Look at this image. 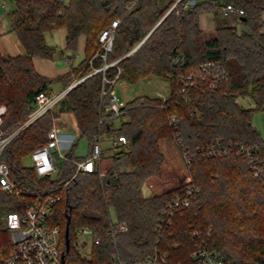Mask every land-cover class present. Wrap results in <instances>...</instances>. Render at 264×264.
<instances>
[{
    "label": "trees",
    "instance_id": "trees-1",
    "mask_svg": "<svg viewBox=\"0 0 264 264\" xmlns=\"http://www.w3.org/2000/svg\"><path fill=\"white\" fill-rule=\"evenodd\" d=\"M175 1L14 0L10 30L25 52H0L5 134L28 117L38 92L50 91L53 83L67 86L105 60L117 62L77 82L52 111L4 148L1 158L17 192L0 188V264L10 242L4 216L49 194L60 195L49 222L60 227V251L70 264H112L115 251L126 264H135L155 248L168 253L166 264H197L192 253L200 243L215 249L225 264H264V138L252 123L254 112L264 110V0H179L165 15ZM187 1L192 3L185 6ZM226 3L241 9L237 19L243 28L223 24L206 37L200 15H217ZM114 19L119 24L104 60L99 35ZM56 28L64 30L61 51L72 56L65 72L48 77L35 69L33 59L54 58L56 49L45 34ZM80 37L83 58L73 64ZM149 77L169 80L165 99L144 94L125 102L118 116L105 110L112 80L137 83ZM182 77L191 81L185 92ZM245 96L253 106L239 103ZM64 113L74 118L76 138L87 140V153L76 154V140L57 162L55 175L38 177L23 159L46 141L53 117ZM102 132L124 135L127 143L102 152L100 175L76 172V161L90 156L95 135ZM211 146L225 153H205ZM250 158L259 175H254ZM145 182L151 187L147 195ZM189 186L199 189L200 204L163 215L171 198ZM110 208L115 221L126 226L115 239L108 233ZM80 226L93 228L88 257L74 244Z\"/></svg>",
    "mask_w": 264,
    "mask_h": 264
},
{
    "label": "built area",
    "instance_id": "built-area-1",
    "mask_svg": "<svg viewBox=\"0 0 264 264\" xmlns=\"http://www.w3.org/2000/svg\"><path fill=\"white\" fill-rule=\"evenodd\" d=\"M178 1L179 0H176L170 9L174 8ZM191 3L192 1H187L184 5L187 6ZM1 5L2 7H5V3H1ZM131 5L132 4L128 7L130 8ZM241 14V9L235 7L231 3H226L219 7V15L223 17L237 19ZM118 24L119 19H114L99 35V42L103 48L101 56L104 60L106 59V53L111 50L114 32ZM131 52L132 51L129 53ZM116 62L117 60L107 63L105 60L104 64L100 68L95 69L92 73L104 71L108 66H111ZM92 73H89L88 75ZM86 76L64 86L56 93L52 92V90L38 92L31 113L23 122L18 123L17 127L8 134H5L6 131L1 127L7 108L4 104H0V188L2 190L9 193L17 192L15 183L9 178V167L1 158L6 145L23 128L40 118L45 113L52 111L69 89ZM189 78L190 77H182L184 82V86L181 89L182 92H185L186 85L191 83ZM103 79L106 80L105 77H103ZM114 80L111 81L112 85L114 84ZM112 85L108 90L110 97L105 106V110L112 112L113 116H118L121 113L125 102L118 100L114 94ZM106 93L107 91L102 90V95ZM157 96L161 97L162 95L158 93ZM162 98L165 99V97ZM63 115H70V117H72L70 113H64ZM63 115L53 117L51 127L47 131L46 141L34 148L28 156L31 160L30 166L34 168L38 177L52 176L53 173L57 171V158H64L66 151L69 150L78 136L79 131L76 125L73 126L74 132L72 134L63 133L62 129L63 126H65ZM173 120L174 118L170 121L173 122ZM126 143L127 139L124 135H116L111 140L110 147H122ZM239 150L250 155V150L247 147L240 146ZM102 152L103 141L101 133H98L95 135L94 141L91 145L90 156L76 161V172L97 171L100 175V156ZM222 152L225 153V150L213 146L205 149V153L211 155L216 153L221 154ZM249 163L253 168L254 175H259V170L256 167L253 158L249 159ZM198 191V188L189 186L185 193L175 194L161 210V213L169 217L178 209L199 205L200 199L197 196ZM58 200H60V195L58 194L45 195L38 198V200L32 203L24 211L9 212L4 216V223L10 231V242L8 246H4L3 248L5 252V256L2 260L3 264H70L65 261L64 255L60 251V227L49 222L50 210ZM169 221L170 220L168 219L167 222ZM125 229L126 226L124 223H117L110 218L108 233L112 239H115L117 232H122ZM193 234L196 236L199 234V231L193 230ZM75 235L76 241L78 238L87 235L91 236L92 241L94 240L93 228L90 226H80L76 228ZM192 256L197 260V264H225L223 257L219 255L215 249L209 248L203 243L198 245L193 251ZM167 260L168 253L155 248L152 253L138 260L135 264H166ZM112 264L126 263L120 259L118 253L115 251L112 255Z\"/></svg>",
    "mask_w": 264,
    "mask_h": 264
},
{
    "label": "rangeland",
    "instance_id": "rangeland-1",
    "mask_svg": "<svg viewBox=\"0 0 264 264\" xmlns=\"http://www.w3.org/2000/svg\"><path fill=\"white\" fill-rule=\"evenodd\" d=\"M162 1V0H160ZM0 3H5V7L7 10H11L14 8L15 3L14 0H0ZM205 16V19L209 21V25L207 27H202V29L205 32L206 37H211L214 34L215 27L221 26L223 24L226 25H232L236 26L239 29L243 28L242 23L240 22L239 19H233L230 17H223L219 14L215 15L213 12L209 14L208 12H204L201 14V16ZM63 29L56 28L51 30L50 32H47L45 34V39L46 41L53 45L56 49V53H58L63 45L64 41V35L62 33ZM62 33V34H61ZM67 56H72V53L69 51H64L63 55L59 57L57 54L54 56L53 59H43L37 57L38 64L36 65V68L43 74L51 76L55 75L66 68H68L69 60L66 58ZM83 58V49L77 50L75 55L73 56V64L78 63L81 59ZM61 87V84L59 83H53L51 85V90L52 92L56 93L59 91ZM113 91L115 96L118 98V100L127 102L137 96L140 95H150V96H155L160 93L162 96L165 97L168 92H169V80L165 78H160V77H149L146 78L140 82L137 83H130L125 80H118L117 82L114 83L113 85ZM238 101L240 104L243 106H253V103L250 97H239ZM63 115V114H62ZM59 115V116H62ZM64 121H65V126H63V133H70L72 134L74 132V129L70 125H75V121L73 117L65 116L63 115ZM116 125L119 123V118L116 119L115 121ZM252 123L253 126L261 133V135L264 138V110H256L252 116ZM68 124V125H67ZM116 135L113 133H108V132H102L101 137L103 141V152L104 154L109 153V147H110V142L111 140L115 137ZM78 141L77 144V150L76 154L77 155H86L87 150H88V142L85 138L82 139H75ZM62 158L58 157L57 162L61 163ZM23 164L26 166L31 165V160L29 157H25L23 159ZM55 175V173H53ZM151 190V187L148 183H144L142 185V191L145 195H147ZM110 216L111 219L114 221L115 220V214L112 208H110ZM92 238L90 235L80 237L76 241L75 239V246L81 252V254L85 257H88L90 255V249H91V244H92ZM5 254L2 256V259L4 258Z\"/></svg>",
    "mask_w": 264,
    "mask_h": 264
},
{
    "label": "crops",
    "instance_id": "crops-1",
    "mask_svg": "<svg viewBox=\"0 0 264 264\" xmlns=\"http://www.w3.org/2000/svg\"><path fill=\"white\" fill-rule=\"evenodd\" d=\"M11 10H7L6 7H2V5L0 3V52L2 55H5V56H13V55H18V54H23L25 52L23 46L21 45V43L17 39L15 33L10 30L9 12ZM208 13L211 14V12H208ZM205 16H208V15H204V16L200 15V26H201V28L207 27L209 25V21H207V19H205ZM62 33L64 35V30H62ZM63 44H64V41H63ZM62 47H63V45H62ZM62 47H61V49H62ZM83 47H84V38L80 37L79 42H78V48L83 49ZM61 49L58 53H56L57 52L56 51L54 56H56V54H57L59 57H61L63 55V52H64V51L62 52ZM36 58L37 57H35L33 59V64H34L35 69L40 74H42L44 76H48V75L41 73L36 68V65L38 64V61ZM66 58L68 59V56ZM67 69L68 68H66L65 70H63V71H61L55 75H51L48 77H55V76L65 72ZM62 88H63V86L61 85L59 90H61ZM70 126L73 128L74 125H70Z\"/></svg>",
    "mask_w": 264,
    "mask_h": 264
},
{
    "label": "water",
    "instance_id": "water-1",
    "mask_svg": "<svg viewBox=\"0 0 264 264\" xmlns=\"http://www.w3.org/2000/svg\"><path fill=\"white\" fill-rule=\"evenodd\" d=\"M171 9H169L166 13H165V15L170 11ZM164 15V16H165ZM138 46V45H137ZM137 46L136 47H134V49L133 50H135L136 48H137ZM132 50V51H133ZM64 238H65V246H66V249H68L69 248V221H67V223H66V228H65V231H64Z\"/></svg>",
    "mask_w": 264,
    "mask_h": 264
}]
</instances>
